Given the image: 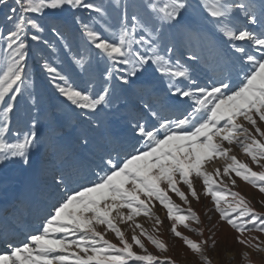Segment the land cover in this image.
<instances>
[{
  "label": "rangeland",
  "instance_id": "374dc122",
  "mask_svg": "<svg viewBox=\"0 0 264 264\" xmlns=\"http://www.w3.org/2000/svg\"><path fill=\"white\" fill-rule=\"evenodd\" d=\"M34 163L1 264H264V0H0L2 201Z\"/></svg>",
  "mask_w": 264,
  "mask_h": 264
},
{
  "label": "bare ground",
  "instance_id": "6f19581e",
  "mask_svg": "<svg viewBox=\"0 0 264 264\" xmlns=\"http://www.w3.org/2000/svg\"><path fill=\"white\" fill-rule=\"evenodd\" d=\"M225 128L229 129L230 124ZM31 167L23 182L24 193H10L3 201L0 199V241L4 242L3 246L0 245V264L7 259L8 250L13 254L18 247L20 250L30 247L33 236L40 232L41 221L47 211H44V201H39L38 197L42 186L38 179V164L34 163Z\"/></svg>",
  "mask_w": 264,
  "mask_h": 264
}]
</instances>
